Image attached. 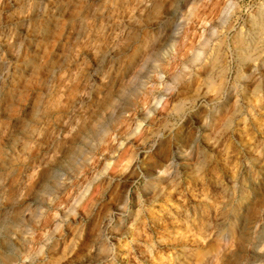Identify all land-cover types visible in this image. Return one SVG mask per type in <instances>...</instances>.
Masks as SVG:
<instances>
[{
  "label": "rangeland",
  "instance_id": "rangeland-1",
  "mask_svg": "<svg viewBox=\"0 0 264 264\" xmlns=\"http://www.w3.org/2000/svg\"><path fill=\"white\" fill-rule=\"evenodd\" d=\"M141 61L194 122L158 183L84 136ZM193 263L264 264V0H0V264Z\"/></svg>",
  "mask_w": 264,
  "mask_h": 264
},
{
  "label": "clouds",
  "instance_id": "clouds-1",
  "mask_svg": "<svg viewBox=\"0 0 264 264\" xmlns=\"http://www.w3.org/2000/svg\"><path fill=\"white\" fill-rule=\"evenodd\" d=\"M103 74L104 67L98 68L95 71L96 80L99 81ZM158 92V87L152 83L146 85L145 92H138L134 88L122 89L120 95L107 105L104 112L96 114L93 118L95 123L90 130L91 137L102 136L101 144H112L120 149L121 159L130 157L137 164L145 181L155 179L159 168L170 158L174 157L178 165L187 166L188 160L181 153L194 124L184 122L172 127L166 120L161 122L163 118L153 109L151 103L153 95ZM162 107L166 108L167 105ZM169 114L171 115V111ZM150 140L152 143L149 147H141L148 145ZM131 144H135V147H130ZM93 159L94 155H86L83 159L70 156L58 167L63 171L80 167L83 173L84 162L91 164Z\"/></svg>",
  "mask_w": 264,
  "mask_h": 264
},
{
  "label": "bare ground",
  "instance_id": "bare-ground-1",
  "mask_svg": "<svg viewBox=\"0 0 264 264\" xmlns=\"http://www.w3.org/2000/svg\"><path fill=\"white\" fill-rule=\"evenodd\" d=\"M37 5V4H36ZM51 14V13H50ZM256 21V20H255ZM156 25V24H155ZM158 34V33H157ZM157 34H156V36H157ZM241 41V40H240ZM244 42H246L245 40H244ZM241 43L243 44V42L241 41ZM240 44V43H239ZM153 46V45H152ZM145 59V58H144ZM98 58H96L95 60H94V62L97 64L98 63ZM146 64V61H141V63H139L138 64V66H137V68L136 69H134L133 70V72H131V74L129 75V77H128V80H127V83H126V85L124 86V85H122L123 87H120L119 89H117L116 91H114L112 94H111V96H110V98H109V101L108 102H106V104H104V105H101L100 107H98V113H102V112H104V110L106 109V107H107V105L108 104H110L111 102H112V100H114V99H116V97L117 96H119L120 95V93H121V90L122 89H127V88H130V86H132V84L134 83V80H135V77H137V75L138 74H141L140 72H141V70H142V68H143V66ZM141 77V76H140ZM156 103V102H155ZM92 124H91V126H89L88 127V129L84 132V136L86 137V139H89L90 138V130L92 129V127H93V124L95 123V120H93L92 122H91ZM191 135V134H190ZM89 137V138H88ZM191 137V136H190ZM12 138V137H11ZM191 138H193V136L191 137ZM191 140V139H190ZM190 140H189V142H190ZM93 141V140H92ZM193 140H191V142H192ZM189 142H187V143H189ZM190 142V143H191ZM194 142V141H193ZM192 142V144H194ZM188 146V145H187ZM187 146H185L186 148H187ZM192 146V145H191ZM118 149V148H117ZM184 152V151H183ZM118 154V153H117ZM113 159V158H112ZM55 165V164H54ZM106 165V171H108V169L110 168V164L109 163H107V164H105ZM57 167V166H56ZM59 168V167H58ZM59 170V169H58ZM165 170H166V168H159V173H158V175H157V177L155 178V179H153L152 180V182L153 183H158L159 181H161L162 180V174L165 172ZM148 187V186H147ZM149 187H151V185L149 186ZM147 189L148 188H145L144 189V191H147ZM153 189V188H152ZM150 189H148V191H149ZM89 191H90V189H87V190H85V191H83V193L79 196V198H78V200L76 201V206H79L83 201H85L86 200V198H87V196L89 195ZM145 192V195H146V193L148 194L149 192ZM151 191V190H150ZM121 199L123 200V204H126L127 202H128V200H129V197H128V193L126 192V193H121ZM140 206V205H139ZM138 207V206H137ZM142 208V207H141ZM143 209V208H142ZM140 210V209H139ZM139 210H138V212H139ZM143 211V210H142ZM140 213V212H139ZM155 223V222H154ZM156 223H159V222H156ZM146 224V223H145ZM145 224H143L141 227H140V229H139V236H142V237H145L146 236V225ZM154 225V224H153ZM159 227V226H158ZM100 230H101V226H100ZM227 239L229 238V236H227L226 237ZM223 239H225V237L223 238ZM219 240V239H218ZM177 252V251H176ZM177 257L179 256V252H177ZM187 257H190V255H188ZM194 264V263H193Z\"/></svg>",
  "mask_w": 264,
  "mask_h": 264
}]
</instances>
